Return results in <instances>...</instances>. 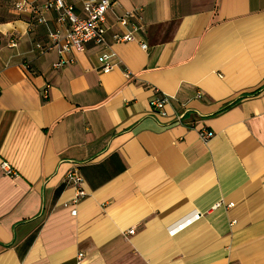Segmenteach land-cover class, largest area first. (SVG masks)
Wrapping results in <instances>:
<instances>
[{"label":"crops","instance_id":"0c3cea01","mask_svg":"<svg viewBox=\"0 0 264 264\" xmlns=\"http://www.w3.org/2000/svg\"><path fill=\"white\" fill-rule=\"evenodd\" d=\"M111 1L108 46L55 66L58 12L0 0V264H264V0Z\"/></svg>","mask_w":264,"mask_h":264},{"label":"built area","instance_id":"2783aa9c","mask_svg":"<svg viewBox=\"0 0 264 264\" xmlns=\"http://www.w3.org/2000/svg\"><path fill=\"white\" fill-rule=\"evenodd\" d=\"M14 8L21 13L32 12L36 15V20L39 23L46 21L44 13L51 9L58 12L57 22L58 26L55 30L49 34L50 43L45 46L44 44H36V48L40 53L45 52L47 49L56 48L60 54V60L55 66H60L67 63L69 60L66 58V54L73 49L77 51H84L88 44L93 43L96 45L108 46L107 33L109 28L107 27V13L112 8L114 2L111 0H82L83 2V15L76 12L73 3L68 0H43V3L38 6L35 2L29 0H12ZM133 18H137V22H132ZM140 17H137L136 11H129L123 14L117 15V23L122 28H130L125 32H112V39L115 43L131 42L136 40L135 32L140 29V23L138 22ZM143 49H148L146 42H141ZM98 61L100 63V69L103 72H109L118 67L120 60L113 51H103L98 55ZM127 77L131 76L130 71L126 72ZM198 97H202L199 94ZM168 98H158L152 101V114L161 118L167 116L165 105ZM180 121V117H177ZM200 136L204 140H209L214 136V132L202 129ZM2 168L7 175H16L15 170L6 161L2 163ZM84 177L82 176L77 166L70 169L65 178V184L74 186L76 189V195L70 204L74 207L72 214L77 212V204L87 196V191L84 187ZM217 204L216 206H218ZM233 203H229L228 207L233 206ZM199 217V215L197 216ZM129 233H134V229L129 230ZM82 255V254H80Z\"/></svg>","mask_w":264,"mask_h":264},{"label":"trees","instance_id":"16d2710c","mask_svg":"<svg viewBox=\"0 0 264 264\" xmlns=\"http://www.w3.org/2000/svg\"><path fill=\"white\" fill-rule=\"evenodd\" d=\"M0 44H1V36H0ZM259 91H260V90L255 91L254 94L259 93Z\"/></svg>","mask_w":264,"mask_h":264}]
</instances>
